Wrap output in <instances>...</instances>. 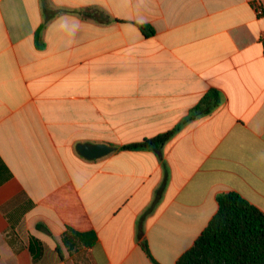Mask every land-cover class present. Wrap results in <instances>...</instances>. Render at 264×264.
Segmentation results:
<instances>
[{"label":"crops","instance_id":"1","mask_svg":"<svg viewBox=\"0 0 264 264\" xmlns=\"http://www.w3.org/2000/svg\"><path fill=\"white\" fill-rule=\"evenodd\" d=\"M210 90L220 106L160 154L120 150ZM228 192L264 213V0H0V264H155L144 242L175 264ZM69 227L96 243L70 253Z\"/></svg>","mask_w":264,"mask_h":264},{"label":"trees","instance_id":"2","mask_svg":"<svg viewBox=\"0 0 264 264\" xmlns=\"http://www.w3.org/2000/svg\"><path fill=\"white\" fill-rule=\"evenodd\" d=\"M76 12L102 23L111 19L108 14L96 10L85 9ZM139 28L143 32L153 34L149 26L139 25ZM222 101L223 96L219 91L210 90L191 110L189 117L175 128L141 142L122 146L120 150H154L160 154L162 147L187 122L212 113ZM217 204V212L206 228L175 264H264V213L235 192L218 195ZM61 241L70 253H74L82 246L92 247L97 237L93 232H79L69 227L62 234ZM142 246L153 263L158 264L153 259L147 243L144 242ZM29 251L32 260L37 262L44 254L43 243L31 236Z\"/></svg>","mask_w":264,"mask_h":264},{"label":"water","instance_id":"3","mask_svg":"<svg viewBox=\"0 0 264 264\" xmlns=\"http://www.w3.org/2000/svg\"><path fill=\"white\" fill-rule=\"evenodd\" d=\"M77 150L87 159H97L111 153L113 148L106 144H79Z\"/></svg>","mask_w":264,"mask_h":264},{"label":"clouds","instance_id":"4","mask_svg":"<svg viewBox=\"0 0 264 264\" xmlns=\"http://www.w3.org/2000/svg\"><path fill=\"white\" fill-rule=\"evenodd\" d=\"M61 28H67V31L69 32L70 35H75L77 31V25H72L70 28L67 27V25H61Z\"/></svg>","mask_w":264,"mask_h":264},{"label":"built area","instance_id":"5","mask_svg":"<svg viewBox=\"0 0 264 264\" xmlns=\"http://www.w3.org/2000/svg\"><path fill=\"white\" fill-rule=\"evenodd\" d=\"M255 10L257 12L258 15H261L262 14V9L260 8V6H255Z\"/></svg>","mask_w":264,"mask_h":264}]
</instances>
